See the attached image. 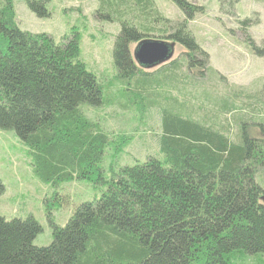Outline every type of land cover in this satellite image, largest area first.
<instances>
[{
    "label": "trees",
    "instance_id": "16d2710c",
    "mask_svg": "<svg viewBox=\"0 0 264 264\" xmlns=\"http://www.w3.org/2000/svg\"><path fill=\"white\" fill-rule=\"evenodd\" d=\"M98 1L102 18L120 24L112 52L117 76L143 79L146 85L137 92L153 90L151 108L174 104L172 97L159 96L157 87L179 86V73L183 86L207 69L208 54L188 29L189 21L204 13L195 0H170L183 14L175 22L162 16L153 0ZM226 1L238 0H219ZM26 3L38 16L48 15L45 0ZM145 38L167 39L184 49L154 71H161V78L152 79L153 72L131 58V44ZM245 40L253 54L264 57V44L256 45L246 33ZM255 95H245L249 102L238 107L228 102L221 113L253 104L248 109L254 116L264 114V101ZM102 102L101 84L79 59L77 32L55 42L44 33L23 31L14 0H0V128L13 130L28 147L41 180L105 185L100 197L78 205L64 226L53 225L46 246L33 244L42 229L32 216H0V264H264V138L250 135V120L233 118L237 129L231 133L227 119L219 125L216 119H186L163 109L157 155L134 158L104 178L99 163L106 148L113 142L120 152L128 137L102 129L80 109ZM260 127L264 137L263 122ZM4 190L0 180V195Z\"/></svg>",
    "mask_w": 264,
    "mask_h": 264
},
{
    "label": "rangeland",
    "instance_id": "374dc122",
    "mask_svg": "<svg viewBox=\"0 0 264 264\" xmlns=\"http://www.w3.org/2000/svg\"><path fill=\"white\" fill-rule=\"evenodd\" d=\"M26 1L14 0L16 23L21 30L44 33L55 42L64 35L77 32L79 59L101 84L103 99L101 105L84 103L80 109L102 129L128 137L120 152L113 142L106 148L99 163L104 178L117 172L121 165H132L134 158L144 161L149 155H157V135L163 129V116L168 109L172 114L179 112L186 119H216L219 125L227 119L231 133L237 129L233 118H239V122L250 120L246 128L250 135L264 138L259 133L264 114L254 116L255 112L248 109L253 104L232 114L221 113L228 102H234L238 107L249 102L245 95L254 96L258 91L262 95L255 96L264 101V57L253 54L245 40L246 33L256 45L264 44V0H238L233 4L219 0L194 1L204 7V13L189 21L188 29L208 54L207 69L200 77L191 75L183 86L179 73L176 80L179 86L173 83L171 87H157L159 96L172 97L174 103L167 108L162 106L161 110L151 108L153 90L145 88V95L137 92L139 86L146 85L143 79L136 82L134 78L117 76L112 52L120 24L102 18L104 12L98 0H45L46 16L31 11ZM153 1L168 20L183 19L182 12L170 0ZM247 19L243 25L241 22ZM136 44L130 46L131 58ZM181 48L175 44L173 57L163 65L178 58L184 50ZM163 65L151 69L138 67L153 72L152 79H155L161 78L162 72L154 71ZM196 68L201 70L200 66ZM147 85L153 87L150 83ZM218 110L220 113L217 114ZM31 163L28 147L23 141L13 130L0 128V180L5 188L0 195V216L8 220L32 216L42 229L33 244L46 246L52 240L53 225L64 226L76 207L99 198L105 185L87 179L45 182L34 174Z\"/></svg>",
    "mask_w": 264,
    "mask_h": 264
},
{
    "label": "water",
    "instance_id": "95a60500",
    "mask_svg": "<svg viewBox=\"0 0 264 264\" xmlns=\"http://www.w3.org/2000/svg\"><path fill=\"white\" fill-rule=\"evenodd\" d=\"M175 42L165 39L145 38L137 42L133 60L143 69H151L168 62L174 54Z\"/></svg>",
    "mask_w": 264,
    "mask_h": 264
}]
</instances>
